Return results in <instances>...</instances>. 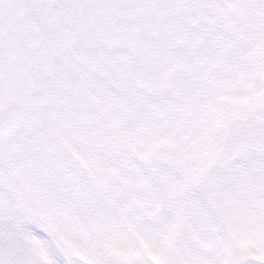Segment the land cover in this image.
Here are the masks:
<instances>
[{"label": "snow or ice", "instance_id": "obj_1", "mask_svg": "<svg viewBox=\"0 0 264 264\" xmlns=\"http://www.w3.org/2000/svg\"><path fill=\"white\" fill-rule=\"evenodd\" d=\"M0 264H264V0H0Z\"/></svg>", "mask_w": 264, "mask_h": 264}]
</instances>
